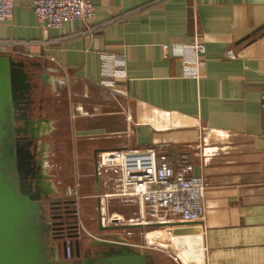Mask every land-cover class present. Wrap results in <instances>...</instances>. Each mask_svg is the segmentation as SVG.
I'll return each mask as SVG.
<instances>
[{"label":"crops","instance_id":"obj_1","mask_svg":"<svg viewBox=\"0 0 264 264\" xmlns=\"http://www.w3.org/2000/svg\"><path fill=\"white\" fill-rule=\"evenodd\" d=\"M92 6L90 21L45 28L18 1L0 22V54L45 76L36 104L50 121L46 167L78 220L87 217L80 229L95 234L101 215L103 225H143L123 231L137 248L162 249L168 234L187 264H264V0ZM128 148L185 154L207 183L204 220L141 223L143 205L116 196L117 172L100 163L101 153Z\"/></svg>","mask_w":264,"mask_h":264},{"label":"water","instance_id":"obj_2","mask_svg":"<svg viewBox=\"0 0 264 264\" xmlns=\"http://www.w3.org/2000/svg\"><path fill=\"white\" fill-rule=\"evenodd\" d=\"M44 81L32 63L0 54V264H63L57 260L60 248L63 259L80 260L73 264H149L144 249L150 247H134L123 233L143 225L118 224L119 220L103 225L98 215L96 232L90 235L75 220V200L61 198L45 166L50 121L36 104ZM45 204L65 210L51 224V231H59L53 239L58 242L47 239Z\"/></svg>","mask_w":264,"mask_h":264},{"label":"built area","instance_id":"obj_3","mask_svg":"<svg viewBox=\"0 0 264 264\" xmlns=\"http://www.w3.org/2000/svg\"><path fill=\"white\" fill-rule=\"evenodd\" d=\"M18 1L30 4L37 22L45 28H59L64 21L86 22L94 18L93 0H0V22L12 16L13 5ZM193 49L198 55L205 51L201 43H195ZM226 54L234 59L232 50ZM191 63L187 62L185 73L196 78L197 71L191 68ZM261 109L264 112V94ZM100 163L117 172L116 196L136 198L143 205L145 221L141 223L166 222L169 215L184 224L204 220L207 183L202 176L191 173L185 154L171 160L154 148H128L101 153ZM173 243L170 250L164 251L166 256L177 264L189 263ZM66 257L69 258L68 247Z\"/></svg>","mask_w":264,"mask_h":264},{"label":"flooded vegetation","instance_id":"obj_4","mask_svg":"<svg viewBox=\"0 0 264 264\" xmlns=\"http://www.w3.org/2000/svg\"><path fill=\"white\" fill-rule=\"evenodd\" d=\"M42 112V111H41ZM43 113V112H42ZM46 160L47 159H45V164H46ZM46 166V165H45ZM69 207H68V209L67 210H71V206L72 205H68ZM50 207H55V206H48V205H46L45 204V211H44V213H43V221L47 224V225H49V235H48V237H47V239L51 242V241H53V242H58V240H53V239H55V238H57L58 236H59V231H51V229L53 228L52 227V223H54V222H57V220L56 219H54L53 217H55V216H57V213L59 212V211H65L64 209H62V210H59L58 208H52V209H50ZM77 217V216H76ZM75 220H77L76 218H75ZM52 232H55L53 235L51 234ZM83 236V235H82ZM60 253H59V256H58V261H63V264H73V263H76V262H78V261H80V260H66V259H63L62 257H63V254H62V252H61V248H60V251H59ZM144 253L147 255V261H148V263L149 264H165L164 262H162V260L160 259V258H157L154 254H152V253H150V252H147V251H145L144 250ZM90 256H92V255H90ZM88 257V256H87Z\"/></svg>","mask_w":264,"mask_h":264},{"label":"rangeland","instance_id":"obj_5","mask_svg":"<svg viewBox=\"0 0 264 264\" xmlns=\"http://www.w3.org/2000/svg\"><path fill=\"white\" fill-rule=\"evenodd\" d=\"M76 219H77V221H78V224H79V221H83V219H87V217H83V219H82V217H79V220H78V218L76 217ZM87 223H89L88 221H87ZM80 227V226H79ZM81 230V229H80ZM95 232V231H94ZM171 236H169L168 234L166 235H163V240H165V242H164V244H162L163 246H164V248H162V249H156V248H154V247H152V246H150V248H148V249H144L145 251H147V252H150V253H152V254H154L157 258H160L161 260H162V262H164L165 264H177V263H175L174 261H172L171 260V258L170 257H168V256H166V254L164 253V251L165 250H170V248H171V246H170V244H171V241L173 240H175V239H173V238H170ZM141 246H143V245H141ZM177 249V248H176Z\"/></svg>","mask_w":264,"mask_h":264},{"label":"bare ground","instance_id":"obj_6","mask_svg":"<svg viewBox=\"0 0 264 264\" xmlns=\"http://www.w3.org/2000/svg\"><path fill=\"white\" fill-rule=\"evenodd\" d=\"M113 220H117V219H113Z\"/></svg>","mask_w":264,"mask_h":264}]
</instances>
